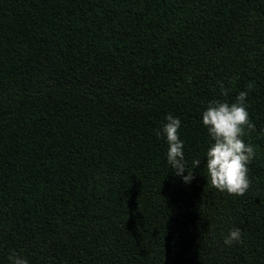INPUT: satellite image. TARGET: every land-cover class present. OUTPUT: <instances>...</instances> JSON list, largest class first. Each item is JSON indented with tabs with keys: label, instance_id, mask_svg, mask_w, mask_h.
<instances>
[{
	"label": "trees",
	"instance_id": "trees-1",
	"mask_svg": "<svg viewBox=\"0 0 264 264\" xmlns=\"http://www.w3.org/2000/svg\"><path fill=\"white\" fill-rule=\"evenodd\" d=\"M241 91L255 155L236 196L207 180L202 112ZM169 114L201 161L189 183L156 135ZM13 252L264 264V0H0V264Z\"/></svg>",
	"mask_w": 264,
	"mask_h": 264
},
{
	"label": "clouds",
	"instance_id": "clouds-1",
	"mask_svg": "<svg viewBox=\"0 0 264 264\" xmlns=\"http://www.w3.org/2000/svg\"><path fill=\"white\" fill-rule=\"evenodd\" d=\"M247 89L252 90L255 85L249 83ZM221 94L226 96L227 89L220 83ZM248 91H241L235 97V101L213 100L210 101L206 109L202 112V124L207 129L210 145L206 150L207 180L212 187L220 192L229 195L242 196L250 185L248 176V164L255 155V149L250 144L244 142L245 129L249 132L255 130V125L249 119L246 99ZM166 123L162 126V133L168 144L166 159L167 163L174 169V175L182 176L184 183H189L193 178V169L197 168L201 161H193V167H186L185 154L183 151V141L179 138V128L181 121L171 114L165 117ZM187 172V175L183 173ZM242 230L233 228L224 239L225 245H232L242 242ZM10 264H28L26 258L19 256L15 252L9 255Z\"/></svg>",
	"mask_w": 264,
	"mask_h": 264
}]
</instances>
